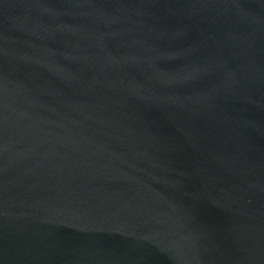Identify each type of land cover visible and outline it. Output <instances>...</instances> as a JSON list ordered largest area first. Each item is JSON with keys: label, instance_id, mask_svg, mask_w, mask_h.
I'll return each mask as SVG.
<instances>
[{"label": "water", "instance_id": "1", "mask_svg": "<svg viewBox=\"0 0 264 264\" xmlns=\"http://www.w3.org/2000/svg\"><path fill=\"white\" fill-rule=\"evenodd\" d=\"M0 264H264V0H0Z\"/></svg>", "mask_w": 264, "mask_h": 264}]
</instances>
